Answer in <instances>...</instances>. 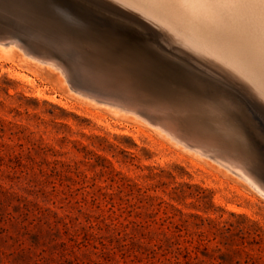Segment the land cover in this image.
<instances>
[{
    "label": "rangeland",
    "instance_id": "1",
    "mask_svg": "<svg viewBox=\"0 0 264 264\" xmlns=\"http://www.w3.org/2000/svg\"><path fill=\"white\" fill-rule=\"evenodd\" d=\"M2 1L0 33L17 35L34 52L50 50L69 61L75 50L66 34L88 31L90 22L103 23L106 27L93 28L117 30L126 49L152 52L182 69L162 72L164 84L185 88L197 75L203 101L228 95L242 104L247 118L229 107L230 119L219 122L207 113L179 122L178 133H197L207 142L208 149L200 153L161 134L143 117L116 114L82 97L57 69L17 47L0 50V264H264V195L227 166L230 157L264 185V96L251 81L184 42L176 29L121 0ZM216 1L230 15L216 3V16L204 17L207 23L197 20L206 31L201 40L212 34L220 39L216 48L222 41L219 48L227 43L233 51L241 48L239 54L220 49L234 56L256 42L257 53L262 52L257 55L251 42V51H245L250 55L242 54L264 81V0H256L257 6L255 0H250L253 6L248 0H232L237 8L246 5L238 14L235 5H228L233 7L229 10V0ZM171 19L173 27L186 31L184 23L175 25ZM241 58L234 60L244 65ZM255 62L263 71L256 70ZM232 127L246 141L245 150L232 144Z\"/></svg>",
    "mask_w": 264,
    "mask_h": 264
},
{
    "label": "bare ground",
    "instance_id": "2",
    "mask_svg": "<svg viewBox=\"0 0 264 264\" xmlns=\"http://www.w3.org/2000/svg\"><path fill=\"white\" fill-rule=\"evenodd\" d=\"M1 1L2 0H0V3H1ZM18 1H20V0H18ZM121 1L128 4V6L131 5L137 9H140L141 11L146 13L148 16L150 15V16L154 17L155 20L157 19L158 21H160L164 25L165 24L168 25L169 29H171V31L173 29H176L177 33L180 35V37L182 36V39L184 42L195 47L196 49H200V50L210 54L212 57L214 56L215 58L223 61L225 64L233 67L236 71H238L240 74H242L248 80H250L251 83L259 91V93L264 96V81L259 79L260 75H261L259 72V69L262 66L259 62H258L259 65H257L258 63L255 62L256 70H258V72H259V75H258L257 72L252 70L254 67H252V69H251V67H249V66H252V65H249L251 62L248 61V59L246 58V56H247L246 54L248 53V55H250L249 54V52L251 51L250 48L254 43L256 44V42L253 43L252 41H250L248 44H246V42H245L246 40H243L242 43L244 44V42H245V44L248 45L250 48H248V46L245 47L246 46L245 44H244L245 46L244 45L243 46L245 47V49L248 48L250 51L247 49L249 52L246 53L245 51H247V50H245L244 52L246 54H242L244 52H240L239 56L236 53H234L237 57H239V59L241 58V55L242 56L245 55V58H244L245 60L242 59L243 57L241 58L242 61L243 60L245 61L244 65H243L240 63L241 60H239V62L236 61L237 60L236 56H234L230 53L221 51L223 46H224L223 41L219 45V46H221V45H223V46L220 48L218 46L216 48V42L219 40L218 43H220V39H217V41H216V37L213 36L212 34H210L212 32L209 33L210 36L212 37V39H210L211 37L209 36V34L204 33V32H203L204 34H207L209 36V38H207V40L208 39L209 40L205 42V41L201 40L202 36L200 38L202 31H205V29L203 28V26H201L203 24L202 23L200 24V22H202V21L200 20V22L198 21V23H197V20L203 18L202 20L204 23V22H206V20H204L205 19L204 17H207L209 19V18H213L212 16H214V15L216 16V12L217 13L220 12V11H216V6L217 5H218V7H219V5L221 6V4H218V3H222V1H220V2H217L216 0H121ZM257 1H259V0H257ZM257 1L255 2L254 6H257V4H258ZM229 2H231V4L227 3V6L228 5H230V6L235 5V8H236V10L234 9L235 12L237 11V9L239 10V8H241L242 5H245L243 3V1H240V4H242V3L243 4L239 5L240 7L237 8L238 7L237 5L239 4V0H238V2L237 1L233 2L232 0L231 1L229 0ZM235 2H237L238 4L237 5L234 4ZM248 2H250V0H248ZM248 2L246 1V3H248ZM260 2H261V0H260ZM262 2L264 3V1H262ZM216 3H217V5H216ZM223 3L225 4V2H223ZM150 4L155 5V7L151 6ZM224 4H222V5H224ZM250 4H251V2H250ZM260 4H262V3H260ZM3 5H5V4H3ZM251 5L253 6V4H251ZM230 6H228V7L230 8ZM258 6L262 7L263 4L258 5ZM17 7L19 8V6H17ZM27 7L28 6H26V8ZM221 7H223V6H221ZM14 8H15V6H14ZM14 8H12V9H14ZM224 8L226 9L225 6L223 7V10H224ZM231 8H233V7H231ZM231 8L229 9L230 11L233 10ZM263 8H264V6H263ZM244 9H249V8L247 6ZM252 9H255V7L250 8V10H252ZM256 9H257V7H256ZM256 9H255V11H256ZM22 10H25V9H22ZM250 10H248L249 14H250V12H249ZM259 10H263V9H259ZM226 11H227V9H226ZM240 11H242V10H240ZM244 11H242V12H244V14L247 13L246 12L247 10H244ZM27 12H25V13H27ZM227 12L230 15L229 11H227ZM252 12H253V10H252ZM261 12H263V11H259L258 14L260 15ZM2 13H4V12H2ZM6 13L7 12L5 10V14ZM13 13H15V11ZM238 13L236 12L235 14H238ZM220 14H219V16H221ZM222 14H226V12L225 13L223 12ZM263 14H264V12H263ZM9 15H10V13H9ZM27 15H29V13H27ZM227 15H226V17H227ZM239 15L243 16V14H241V13ZM2 16H3V14H2ZM31 16H33V15H31ZM219 16L217 14V18H220ZM222 16H225V15H222ZM232 16H234V15H231L230 19ZM245 16H249V15L245 14ZM245 16H243V17L239 16V18L241 17L243 19V18H245ZM261 16H262V18L264 17L263 15H261ZM3 18H6V17H3ZM31 18H33V17H31ZM171 18H175L176 23H175V21H173V23H175V25L176 24L178 25L181 22L183 25V23H184L186 26L185 27L186 31L185 32L181 31V29L177 26L173 27V24L171 23V20H172ZM217 18L215 17L216 20H217ZM236 18H238L237 15H236ZM249 18H250V16H249ZM24 20H28V18L27 19L24 18ZM194 20L196 21L195 23H194ZM209 20H211V19H209ZM209 20H208V24L210 22ZM218 20L221 21V19H218ZM263 20L264 19H262V21ZM7 21H8V19H7ZM213 21L214 20H212V22ZM229 21L232 22V19ZM251 21L254 23L253 20H251ZM29 22H31V21H29ZM212 22H210V25ZM14 23H15V21H14ZM77 23H78V21H77ZM90 23H91V26L88 29V31L87 30L84 31L80 28L77 30V32L74 33V35L65 33L66 34L65 39L68 40V42H69L68 44H70L71 48H74L73 50H75V52H73L72 58L70 57L71 59L69 61L64 59L63 58L64 56L61 57L59 55H56L53 51H50V50L49 51L48 50H43V51L39 50L37 52H34V51H32L34 49L32 47H30V48H32L30 50L28 48V46L26 44H24V42H23L24 40L22 41V39L20 37H18L17 35H12L13 31L11 32L12 34H10V35L0 33V50L5 52V51H9V50L13 49L14 47H17L19 50L24 52L25 56H29V58L31 57V59H33V60H36V61L43 63V64H47V65L51 66L52 68L57 69L60 72V74L62 75V77L64 78V80L66 82L71 83L73 88L77 91L78 94H81L82 97L84 96V98H87L88 100H92L94 103L109 107V108L113 109L116 114L123 113V116H124V113H126V114L130 113V114H133L135 118L140 117V120H141V117H143L145 120L148 121V123L150 122L151 124H153V125L150 124V126L156 127V129L158 131L163 132L161 134L165 133L166 135H170L173 138V140L175 139V141H177V144L179 143V144L183 145L185 148L194 149L195 151L200 152V153H204V151H206L208 149V148H206L207 142H205L204 140H203L204 141L203 142L200 139V137L197 135V133H195V134H189V133L180 134V133H178L177 130L180 129L179 128L180 126L178 127L179 122H186V124H187L188 122H193V117L195 118V116L197 114L203 115V114H207V113L216 117V121L220 122V121H222V119L225 120V118H229V119L232 118V116H233L232 113L228 112L229 107L237 108L238 110H240L244 114L245 117L247 116L245 113V109L242 106V104L240 102H238L235 98H232L228 95H222V98L221 99L219 98L216 101H213V100L208 101L207 99H206L207 100L206 102L203 101L200 98L201 83H200L199 77L197 75H192V77H190L191 84H187V86H185V88H183L180 85H178L177 88H174V87H171L167 84H164V82H162L160 79L162 76L160 74L162 72L165 73V72H169L170 70H177V71L181 70L180 72H182V69H180L177 65H174L170 62H165V61L160 60L161 58L155 56V54L152 52H147L145 50L142 54H140V53H135L131 49H126L127 47L125 46V44L123 42L119 41V39H118V36H117L118 31L117 30L115 32L109 30V31H106L103 33V32L97 31L95 28H93V27L98 28V27H102V26L106 27V26H104L103 23H101V24L95 23V22H90ZM216 23H218V21H216ZM227 23H224L225 26ZM229 23H228V25H229ZM240 23H243V25L246 24V23L244 24V22H240ZM248 23H249V21H248ZM39 24H40V21L35 26H37ZM47 24H48V22H47ZM208 24H206V25L208 26ZM222 24H223V22H222ZM233 24H235V23H233ZM250 24L252 25V23H250ZM259 24H260V22H259ZM259 24H258V27H259ZM0 25H2V23ZM215 25L217 27L220 26L217 24H215ZM238 25H240L239 22L237 24V27H239ZM254 25H255V23H254ZM254 25H252V26H254ZM211 26H214V24ZM216 26H215V28H216ZM222 26H224V25H222ZM240 26H242V25H240ZM13 27H15V26H13ZM13 27H12V29H13ZM39 27H42V26H38V28ZM205 28H206V26H205ZM12 29L10 28L9 30H12ZM218 29L219 28H217V30ZM13 30H15V28ZM209 30L207 29V32ZM246 30H248V29H246ZM235 31H240V33H242L241 30H235ZM255 31H256V29H255ZM47 32H49V31H47ZM60 32H63V30H60ZM51 33L53 34V32H51ZM233 33H235V32H233ZM240 33H239V35H240ZM243 33H246V31ZM14 34H15V32H14ZM47 34H46V36L50 35V34H48V35ZM222 34L224 35L225 33H222ZM249 34H251V33L249 32ZM253 34H255V33H253ZM263 35H264V33H263ZM229 36H231V35H229ZM56 37H57V35H56ZM196 37H197V39H196ZM198 37L200 38V40ZM203 37H204V35H203ZM217 37L219 38L218 35H217ZM258 38L254 37V40L258 39ZM23 39H24V37H23ZM45 39H46V37H45ZM232 39H235V38L233 37ZM232 39H231V41H232ZM245 39H246V37H245ZM263 39H262V41H263ZM27 40H29V39H27ZM37 40H35V41H37ZM59 40H61V39H59ZM238 40H239V38H238ZM226 41L229 42L230 40L226 39ZM226 41H225V43H227ZM251 42H252V45L250 44ZM46 43H47V41H46ZM218 43H217V45H218ZM258 43L259 42L257 40V45H258ZM39 44H40V41H39ZM47 44H49V41ZM236 44H238V43H236ZM236 44H235V46H239L240 42H239V45H236ZM41 45H42V43H41ZM50 45H49V48H50ZM226 45L228 46V43ZM65 46H67V45H65ZM227 46H226V48L225 47L223 48V49H226L225 51H228L229 49L232 52L236 51V49H234L235 46L233 47L234 51L231 50L230 43H229L230 47L229 46L227 47ZM254 46H256V45H253V48H255V50L254 49L253 50L255 51V53H257L256 50L259 48H256ZM33 47H35V45ZM52 47H54V46H52ZM133 47H135V46H133ZM241 47H242V45H241ZM63 48H65V47H63ZM236 48H238V47H236ZM240 49H239V51H241ZM260 50H261V48H260ZM64 51H65V49H64ZM260 52H262V50L259 51V53ZM57 53H59V50ZM259 53H257V55ZM210 55H208V56H210ZM252 55H255V54H252ZM261 55H262V53H261ZM234 57L236 60H234ZM253 57L255 58V56H253ZM253 57L251 59H253ZM259 57H260V55L256 58H259ZM263 57L264 56H262L261 58H263ZM246 62L248 65L246 64ZM260 62L261 63L263 62L262 64H264V61H260ZM197 63H199V62H197ZM253 63H254V61H253ZM255 64H253V66ZM257 66H259V68ZM262 69H260V70H262ZM170 76H172V78H175L177 75L176 76L170 75ZM216 90H218V89H216ZM147 121L145 124H147ZM221 124H222V122H221ZM188 125H190V123ZM188 125H187V127H189ZM182 128H183V126L181 127V129ZM191 128H192V126H191ZM186 129H188V128H186ZM188 130L190 131V129H188ZM200 130H201V128H200ZM186 132H187V130H186ZM191 133H192V131H191ZM237 134H238L237 131L235 129H233V127H232V130L230 131V135L232 136V138L230 140H231L232 144H234L235 146H239L241 149L245 150L247 143L243 138H240ZM213 138H214V136H213ZM208 139H209V137H208ZM212 142H214V141H212ZM214 146H216V145H214ZM212 151H214V150H212ZM206 153H209V152H206ZM219 153L220 152H218V154ZM211 154H213V152ZM214 154H215V152H214ZM201 155H203V154H201ZM219 156H221V154ZM219 156L217 158H219ZM214 157H216V156H214ZM227 158H229L228 159L229 165L227 164V166H229L232 169L234 168V170L239 175H241L244 179H246L248 182H250V184L252 186H254L255 189H257L261 194L264 195V185H262V183H260V180L258 181L252 175L254 172L251 173L248 169H246L244 166H242L241 163L239 164V162L236 164L234 159H232L230 157H227ZM233 158H234V156H233ZM221 159H223V158H221ZM240 160L241 159H239L237 161H240ZM223 161H227V159L222 160V162ZM218 162H220V161H218ZM256 177H257V175H256ZM260 179L262 180V177Z\"/></svg>",
    "mask_w": 264,
    "mask_h": 264
}]
</instances>
